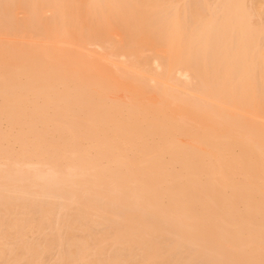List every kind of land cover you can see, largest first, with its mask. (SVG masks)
Returning <instances> with one entry per match:
<instances>
[{
    "label": "bare ground",
    "instance_id": "obj_1",
    "mask_svg": "<svg viewBox=\"0 0 264 264\" xmlns=\"http://www.w3.org/2000/svg\"><path fill=\"white\" fill-rule=\"evenodd\" d=\"M0 264H264V0H0Z\"/></svg>",
    "mask_w": 264,
    "mask_h": 264
},
{
    "label": "rangeland",
    "instance_id": "obj_2",
    "mask_svg": "<svg viewBox=\"0 0 264 264\" xmlns=\"http://www.w3.org/2000/svg\"><path fill=\"white\" fill-rule=\"evenodd\" d=\"M19 16H23V15L21 14V15H19Z\"/></svg>",
    "mask_w": 264,
    "mask_h": 264
}]
</instances>
